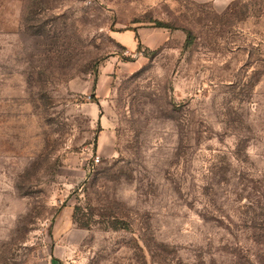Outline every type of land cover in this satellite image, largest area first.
Returning <instances> with one entry per match:
<instances>
[{
    "label": "rangeland",
    "instance_id": "rangeland-1",
    "mask_svg": "<svg viewBox=\"0 0 264 264\" xmlns=\"http://www.w3.org/2000/svg\"><path fill=\"white\" fill-rule=\"evenodd\" d=\"M0 264H264V0H0Z\"/></svg>",
    "mask_w": 264,
    "mask_h": 264
},
{
    "label": "crops",
    "instance_id": "crops-1",
    "mask_svg": "<svg viewBox=\"0 0 264 264\" xmlns=\"http://www.w3.org/2000/svg\"><path fill=\"white\" fill-rule=\"evenodd\" d=\"M111 138L112 137L110 136V134H101V136H99L98 145H97V153L99 155L107 154L111 151L110 146L113 143ZM73 164H74L73 168L78 169L79 172H83L84 174H86V172L88 173V171H90L88 157L82 155L76 161H72V166Z\"/></svg>",
    "mask_w": 264,
    "mask_h": 264
},
{
    "label": "trees",
    "instance_id": "trees-1",
    "mask_svg": "<svg viewBox=\"0 0 264 264\" xmlns=\"http://www.w3.org/2000/svg\"><path fill=\"white\" fill-rule=\"evenodd\" d=\"M157 24H158V26H166V24L162 23V22H158ZM137 37H139L138 34H137Z\"/></svg>",
    "mask_w": 264,
    "mask_h": 264
},
{
    "label": "built area",
    "instance_id": "built-area-1",
    "mask_svg": "<svg viewBox=\"0 0 264 264\" xmlns=\"http://www.w3.org/2000/svg\"><path fill=\"white\" fill-rule=\"evenodd\" d=\"M100 161V157L97 156L96 159H95V162L98 163Z\"/></svg>",
    "mask_w": 264,
    "mask_h": 264
}]
</instances>
